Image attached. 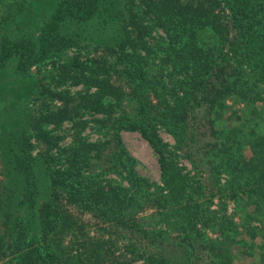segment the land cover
Instances as JSON below:
<instances>
[{
  "label": "trees",
  "instance_id": "1",
  "mask_svg": "<svg viewBox=\"0 0 264 264\" xmlns=\"http://www.w3.org/2000/svg\"><path fill=\"white\" fill-rule=\"evenodd\" d=\"M33 1L0 37V264H264V0H56L28 38ZM85 111L102 139L82 135ZM121 130L157 154L161 184ZM215 198L251 208L236 222Z\"/></svg>",
  "mask_w": 264,
  "mask_h": 264
},
{
  "label": "rangeland",
  "instance_id": "2",
  "mask_svg": "<svg viewBox=\"0 0 264 264\" xmlns=\"http://www.w3.org/2000/svg\"><path fill=\"white\" fill-rule=\"evenodd\" d=\"M18 0H0V37L1 34L4 31V28L6 27V23L8 27L11 25L9 23L10 21L14 20V16L9 17V9L11 8L12 10H15L17 6H19V3L17 2ZM56 0H34L32 4L28 7V9L25 10V13L23 15L22 21L18 27H23L25 28L22 30L21 34L24 36L31 38L33 36L32 29L35 27H39V24L43 22L44 19H46L50 13L53 10V5ZM19 7L16 9L18 12ZM9 23V24H8ZM16 27V26H15ZM27 28V29H26ZM15 31V30H14ZM17 33V30H16ZM163 32L161 30H158L157 35H162ZM88 43L85 44L83 42L81 45V51L85 55L92 54L94 55H104V50L102 46H88ZM74 52V48L70 49L68 54H72ZM32 74L35 76H40V75H47V72L43 71H38L35 67L31 68ZM16 75L12 74L10 71L7 72V83H10L12 79H14ZM22 78V77H21ZM21 80V79H20ZM81 85H69L68 89L70 90L71 94H75V92L79 91L81 89ZM36 105V104H35ZM100 117L101 115L99 114H89L87 111L84 112L83 114V119H88L90 120L89 125H87L83 130H82V135L87 137L90 140H95L96 138L100 137L101 135L99 132L95 130V127L93 126V118L95 117ZM73 122L66 121L61 125V127L57 130V133L62 135L63 139L60 141L61 144L67 145L70 144L73 141V134L75 131V127L72 126ZM92 125V126H91ZM73 128V129H72ZM77 129V128H76ZM262 131L264 132V125H262ZM160 138L162 139L163 142L168 144L169 146L174 144V141L172 137L166 133L163 130L158 131ZM120 136L122 138V141L127 149V151L130 153L131 156L134 157L136 161V170L137 172L148 178L149 181L156 183V184H161V173H160V168H159V163H158V156L157 154L152 150L150 145L146 142V140L140 135L138 131H129V130H121L120 131ZM102 139V137H100ZM33 142L37 144L36 140L33 139ZM39 150L38 144L36 147H34V153ZM179 162L178 164L183 167L184 171H191L192 166L190 162L184 158L179 157ZM222 182L225 180V176H222ZM225 206L223 208L222 204L220 203V200L218 198H215L211 204V209L216 211L217 215H224L230 218H233L234 221H239V218H243L244 215L242 216V210L246 211L249 210L251 207L247 206L246 208L244 207H236V203L234 201L227 199ZM150 212L147 211V213L142 214L145 218V220L149 221L150 217L149 215ZM80 216L88 223V228L90 231H94V220L92 219L93 216L91 214L87 213H80ZM151 221V220H150ZM252 223L256 225H260L259 221L254 219L250 220ZM240 222V221H239ZM263 233V234H262ZM261 234L264 236V231ZM213 235V234H211ZM264 238V237H263ZM257 239L260 241L261 239L257 237ZM264 241V240H263ZM257 260V254L254 257H246L242 255H238V257L235 259V264H255ZM132 264H149V263H143V260H139L136 262H133Z\"/></svg>",
  "mask_w": 264,
  "mask_h": 264
}]
</instances>
